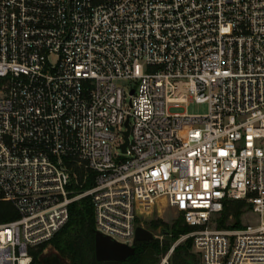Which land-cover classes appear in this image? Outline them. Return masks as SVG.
<instances>
[{
    "label": "built area",
    "instance_id": "built-area-1",
    "mask_svg": "<svg viewBox=\"0 0 264 264\" xmlns=\"http://www.w3.org/2000/svg\"><path fill=\"white\" fill-rule=\"evenodd\" d=\"M190 102L209 112L169 111ZM86 196L117 242L163 198L201 264H264V0H0V201L17 214L0 264H32ZM229 202L240 227H219Z\"/></svg>",
    "mask_w": 264,
    "mask_h": 264
},
{
    "label": "trees",
    "instance_id": "trees-1",
    "mask_svg": "<svg viewBox=\"0 0 264 264\" xmlns=\"http://www.w3.org/2000/svg\"><path fill=\"white\" fill-rule=\"evenodd\" d=\"M84 173H80V181H83ZM93 185V173L89 174L87 182L82 189H88ZM244 204L241 202H229L223 212L219 227H226L229 218L233 216V227H240V218L243 214ZM17 217L12 205L8 202L0 201V222L12 220ZM158 228L161 224L151 222ZM194 230L184 221L183 217L176 220L171 229H165V234L171 235L176 240L180 235L188 234ZM52 245L58 256L67 264H156L158 256L165 253L169 245H161L159 240L135 241V255L126 261L99 262L95 256V218L94 207L90 196H86L73 202L70 205L69 221L54 236V238L38 248L32 249V264H44L43 252L45 248ZM193 239L189 237L185 244L175 248V257L178 258L176 264H201L192 253Z\"/></svg>",
    "mask_w": 264,
    "mask_h": 264
},
{
    "label": "rangeland",
    "instance_id": "rangeland-1",
    "mask_svg": "<svg viewBox=\"0 0 264 264\" xmlns=\"http://www.w3.org/2000/svg\"><path fill=\"white\" fill-rule=\"evenodd\" d=\"M129 96H127V101ZM171 113H188V114H206L209 112V106L207 103H196L190 102L188 105L181 106H171L169 108ZM249 216L253 218V214L249 213ZM180 217H183L181 214L172 210L168 205L165 199L160 198L155 201L149 210L144 213H140L137 219V225L143 226L151 230L155 234V239L159 240L161 245H169L168 250L165 253H162L158 256V261L156 264H176L178 258L175 257V248L179 245L185 244L187 239L185 236L187 234L180 235L178 239L174 240L171 235L165 234V229H171L173 223L178 220ZM151 222L160 223L161 225L156 228ZM189 234V233H188ZM173 249V250H172ZM192 253L195 254L196 258L200 261L198 257V251L195 247H192ZM57 254L56 250L52 245H49L45 248L43 255L44 257L52 256ZM63 264H67L66 261L62 260Z\"/></svg>",
    "mask_w": 264,
    "mask_h": 264
},
{
    "label": "water",
    "instance_id": "water-1",
    "mask_svg": "<svg viewBox=\"0 0 264 264\" xmlns=\"http://www.w3.org/2000/svg\"><path fill=\"white\" fill-rule=\"evenodd\" d=\"M125 136L126 143L122 146L123 151H125L128 144L129 131L125 133ZM155 238V234L151 230L143 226H137L135 234L136 241H151ZM135 253L136 247L134 245L117 242L108 236H104L100 232H95V256L99 262H123L135 255ZM44 264H63V262L57 254H53L52 256L44 258Z\"/></svg>",
    "mask_w": 264,
    "mask_h": 264
},
{
    "label": "crops",
    "instance_id": "crops-1",
    "mask_svg": "<svg viewBox=\"0 0 264 264\" xmlns=\"http://www.w3.org/2000/svg\"><path fill=\"white\" fill-rule=\"evenodd\" d=\"M199 257V256H198ZM200 258V257H199ZM200 263H201V259H200Z\"/></svg>",
    "mask_w": 264,
    "mask_h": 264
}]
</instances>
